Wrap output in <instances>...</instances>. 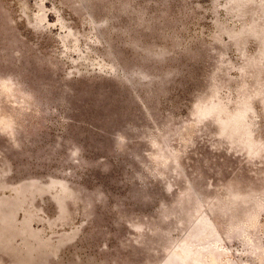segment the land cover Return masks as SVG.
Here are the masks:
<instances>
[{
	"label": "rangeland",
	"instance_id": "374dc122",
	"mask_svg": "<svg viewBox=\"0 0 264 264\" xmlns=\"http://www.w3.org/2000/svg\"><path fill=\"white\" fill-rule=\"evenodd\" d=\"M0 264H264V0H0Z\"/></svg>",
	"mask_w": 264,
	"mask_h": 264
}]
</instances>
